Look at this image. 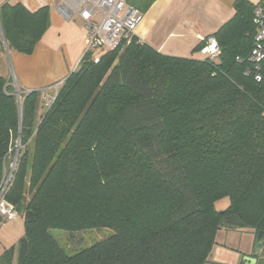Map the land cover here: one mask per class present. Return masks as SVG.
Here are the masks:
<instances>
[{
    "label": "trees",
    "instance_id": "trees-1",
    "mask_svg": "<svg viewBox=\"0 0 264 264\" xmlns=\"http://www.w3.org/2000/svg\"><path fill=\"white\" fill-rule=\"evenodd\" d=\"M125 1L144 13L154 0ZM233 8L211 34L215 60L133 36L96 62L84 55L48 105L37 89L17 101L0 75V177L8 148L24 147L6 193L24 234L0 264H213L227 215L264 230V64L254 81L235 61L251 47L255 5ZM48 27V6L5 2L0 51L29 55ZM101 228L114 233L74 254L50 233Z\"/></svg>",
    "mask_w": 264,
    "mask_h": 264
},
{
    "label": "crops",
    "instance_id": "crops-1",
    "mask_svg": "<svg viewBox=\"0 0 264 264\" xmlns=\"http://www.w3.org/2000/svg\"><path fill=\"white\" fill-rule=\"evenodd\" d=\"M235 0H154L142 13L134 35L156 51L171 56L197 58L193 48L202 38L215 32L234 13ZM256 5L261 0H249ZM21 3L30 11L49 8V27L29 55L12 50V62L23 92L46 91L56 81L63 80L76 68L85 46L83 23L77 16L65 20L57 10L59 0H0ZM0 51V75L7 69ZM91 54V53H90ZM93 56V55H92ZM198 56V57H199ZM55 80V81H54ZM239 229V228H238ZM255 236L251 230L219 229L209 261L213 264H243L242 256L253 257ZM261 247L255 256L261 257Z\"/></svg>",
    "mask_w": 264,
    "mask_h": 264
},
{
    "label": "built area",
    "instance_id": "built-area-1",
    "mask_svg": "<svg viewBox=\"0 0 264 264\" xmlns=\"http://www.w3.org/2000/svg\"><path fill=\"white\" fill-rule=\"evenodd\" d=\"M57 10L65 20H71L73 16H77L82 21L85 46L81 58L90 54V50L94 48L109 50L123 48L135 36L136 27L142 19V12L125 0H59ZM252 23L255 31L251 47L244 56L236 55L235 61L245 64L242 72L245 77L260 81L264 64V0L255 5ZM202 41L203 46L199 50L200 53L209 60L218 58L220 48L215 38L209 35L202 38ZM90 57L95 62L99 58V56L91 54ZM15 86V95L19 101L20 93ZM16 140L19 141V138ZM23 148L21 144L20 146H10L3 157V172L0 177L1 222L15 219L18 216L16 209L7 201L6 193L12 183L18 156Z\"/></svg>",
    "mask_w": 264,
    "mask_h": 264
},
{
    "label": "rangeland",
    "instance_id": "rangeland-1",
    "mask_svg": "<svg viewBox=\"0 0 264 264\" xmlns=\"http://www.w3.org/2000/svg\"><path fill=\"white\" fill-rule=\"evenodd\" d=\"M107 50L106 48H94L91 51V55L93 56H101L102 53ZM5 55L3 57L4 66L7 69V74L5 78L11 80L10 87L14 90V86L16 85L19 93L23 92V88L20 86L15 69L13 67L11 51L5 50ZM199 55H196L198 57ZM64 80V79H63ZM63 80H59L54 82L48 89L47 95L45 96V105L52 100L53 95L56 93L59 85L63 82ZM55 81V80H54ZM15 86V87H16ZM20 146V140L14 141V146ZM229 203L228 198L224 197L215 202V208L217 210H222L227 207ZM245 227H239L232 230H243ZM231 229V228H230ZM51 235L56 239L58 244L63 248L67 253L74 254L81 249H85L90 247L91 245L109 237L114 232L109 228H101V229H85L77 232H66L63 230L52 229L50 231ZM24 234V225L20 215H18L15 219H11L5 222L0 223V255L9 247L16 246L19 239ZM15 263V260H13ZM264 264V261L263 263Z\"/></svg>",
    "mask_w": 264,
    "mask_h": 264
},
{
    "label": "water",
    "instance_id": "water-1",
    "mask_svg": "<svg viewBox=\"0 0 264 264\" xmlns=\"http://www.w3.org/2000/svg\"><path fill=\"white\" fill-rule=\"evenodd\" d=\"M14 94H15V91H14ZM16 98L18 101L17 96ZM223 226L227 228L235 229V228L242 227L243 223L237 215L230 214V215H227L223 219ZM262 246H264V230H258L255 236V241H254V246H253V257L246 256V255L242 256V263L243 264H254L256 262L255 256L259 253Z\"/></svg>",
    "mask_w": 264,
    "mask_h": 264
}]
</instances>
